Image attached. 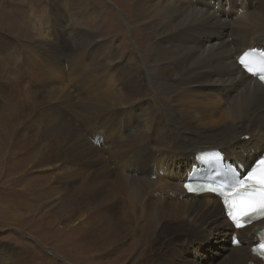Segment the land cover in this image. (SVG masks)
I'll return each instance as SVG.
<instances>
[{
	"label": "bare ground",
	"instance_id": "6f19581e",
	"mask_svg": "<svg viewBox=\"0 0 264 264\" xmlns=\"http://www.w3.org/2000/svg\"><path fill=\"white\" fill-rule=\"evenodd\" d=\"M113 1L126 14L120 23L140 37L126 53L128 62L114 42L102 46L113 49V59L102 60L88 48L101 41V31L79 29L84 49L72 52L66 70L52 37L75 41L69 32L76 28L67 31L65 23L51 19L63 12L64 22L79 21L88 0H52L49 37L37 49L20 48L21 61L8 79L0 71V100L8 94L16 99L11 113L0 115V130H11L0 179L7 166L21 180L30 168L50 172L25 180L23 189L35 191L34 201L7 197L12 216L22 212L16 204L39 211L54 194L49 203L59 225L56 236L64 235L59 242L75 243L96 264H263L249 250L260 226L234 231L240 243L228 247L233 229L220 201L209 194L190 196L182 183L197 165V152L216 150L246 166L264 152V89L236 64L244 51L264 52V0ZM87 4L89 14L97 11ZM10 21L0 13V24ZM11 26L20 31L18 24ZM42 181L48 186L40 194ZM27 259L0 251V264Z\"/></svg>",
	"mask_w": 264,
	"mask_h": 264
},
{
	"label": "rangeland",
	"instance_id": "374dc122",
	"mask_svg": "<svg viewBox=\"0 0 264 264\" xmlns=\"http://www.w3.org/2000/svg\"><path fill=\"white\" fill-rule=\"evenodd\" d=\"M70 1L76 2L78 0ZM66 2H68V0H66ZM89 2H92L95 5L94 7L97 8V11L93 10V14H89L87 11V7H89L87 3ZM52 3V0H0V13H8L11 18H13V21H10L9 24H0V39L4 41L3 43H0V71L2 72L3 79H8L11 67L14 68L20 63L21 59L18 54V52H20V48L24 46L31 47L32 45L36 48L35 44H37L39 40H45L46 37H49L47 35L48 32L46 31V27L50 23L49 6ZM114 6H117L119 10L121 9V7H119V2H115L113 0H88V2H85L84 6L86 10V14L84 15L85 17L79 21L75 17H72L70 21L64 22V20H61L64 17L62 15L63 12H59L61 15L58 20L51 19L50 16L53 23H58L59 26H62V24L65 23L63 27L67 31L76 28L73 32H69L72 39L76 38L75 41L66 38L63 34L59 35L55 33L56 35H53L52 37V39L54 38L55 40L54 43L57 48V53L59 52L62 54L63 65L66 70L69 68V59L67 58H70L72 52L76 54L77 47L80 49L82 48V50L84 49L83 46H81L80 41H85L86 37L82 32H79V29L84 31H101L98 37V40L101 41L89 45L88 48L91 52H95L97 55L101 56L103 58L102 60L107 59L110 61L113 59V54L115 53L113 49L110 53L109 49L104 48L114 42L112 45L114 48L116 47L115 49L120 55L122 54V58L126 55L122 60L124 61L126 59L124 62H128L129 56H127L128 54L126 53L133 50V48L135 49L134 41L136 42V39H140V37L135 36V34L130 36V29L127 30L120 23V21H123V18H126L125 12L121 9L120 11L122 13H120ZM75 12H77L76 5L73 6L71 10L68 9V14L70 16H73ZM56 16L59 15L57 14ZM44 20L46 22H44ZM116 21L119 22L121 26H116ZM17 24L19 25L18 30L20 29V31L12 29L11 25ZM55 27L57 29L58 26L55 25ZM33 55L38 61H40L37 52L33 51ZM107 60L102 63L95 64V66H105L104 64L108 62ZM13 79V84H15V78ZM28 81L23 84H29ZM32 81L37 82V80H31L30 83ZM66 82L69 81L66 80ZM37 84L40 85L41 89V81L37 82ZM16 85L21 87V84L18 82H16ZM44 91L46 92L47 89H44ZM160 99L161 103H165V99L162 96H160ZM152 100L156 103L155 97H152ZM15 104L16 99L12 95H5L0 100V115L11 113V111L15 108ZM32 126L36 129L39 128V124L37 122L33 123ZM2 132L3 136L0 137V162H5L8 158V152L6 150L8 148L7 144L10 141L11 130H0V135ZM16 155L19 157L24 154L18 153ZM9 161L10 159L7 163ZM7 167L8 169L5 171L3 178L0 179V251L9 256L28 257L27 262L24 264H92L93 262L91 260L89 261L90 258L87 259L84 257L82 252L75 247V243H71L72 245L64 244L63 246L59 242L60 238H64V235L61 233V236H59L60 238L56 236V230L59 228V225L57 224L56 213L53 208L54 203H49L53 198H55L54 194H51L50 197L42 201L44 204L39 211L30 210L27 205L16 204L17 209L22 210V212L16 217L12 216L13 210L12 207L7 204V197H11V200L15 202L16 200H24L25 202H29V200L30 202L34 201L35 198L31 193H34L35 191L26 193L23 189L26 185L25 180H39L38 177H46L50 175V172L34 171L30 168V166H27V169L29 167L30 170H27L24 179L21 180L17 174L10 172L12 166ZM4 183L9 184L10 188L3 189V186L1 185H5ZM47 186L48 183L42 181L37 188L39 193L43 194L46 192ZM42 212H44L45 217L42 216ZM60 228L61 230H66V228ZM228 241L229 240L227 239V246ZM211 258L212 256H210V259ZM212 259L214 260L215 258ZM4 260L9 261V259ZM196 261L198 260L196 259ZM200 261L202 262V259H200Z\"/></svg>",
	"mask_w": 264,
	"mask_h": 264
},
{
	"label": "snow or ice",
	"instance_id": "6c2138e0",
	"mask_svg": "<svg viewBox=\"0 0 264 264\" xmlns=\"http://www.w3.org/2000/svg\"><path fill=\"white\" fill-rule=\"evenodd\" d=\"M240 64L248 73L253 75L260 73V80L264 82V62L241 58ZM201 159L213 164L216 168L222 167V156L219 153H208ZM221 174L225 176V184L219 190L214 188L210 191L218 192L223 208L226 210L227 219L232 226L243 229L254 219H264V156L254 161L243 178H239L230 167ZM186 187L190 192L196 191L190 185ZM233 243L238 245L240 241L234 237ZM259 249L262 250L261 255H264V243L259 245Z\"/></svg>",
	"mask_w": 264,
	"mask_h": 264
}]
</instances>
